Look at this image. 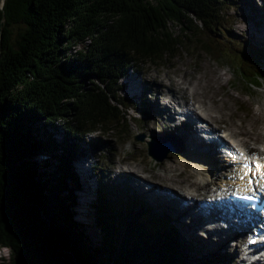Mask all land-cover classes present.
Listing matches in <instances>:
<instances>
[{"label":"trees","instance_id":"trees-1","mask_svg":"<svg viewBox=\"0 0 264 264\" xmlns=\"http://www.w3.org/2000/svg\"><path fill=\"white\" fill-rule=\"evenodd\" d=\"M230 1L3 0L0 246L10 264H58L60 255L70 264H185L169 221L143 209L131 216L133 195L117 207L98 196L88 201L105 233L95 246L76 216L73 162L86 135L127 122L131 104L116 85L123 69L190 45L217 57L216 42H243L228 35ZM77 44L84 48L72 53ZM245 49L239 73L258 85L262 66Z\"/></svg>","mask_w":264,"mask_h":264},{"label":"rangeland","instance_id":"rangeland-1","mask_svg":"<svg viewBox=\"0 0 264 264\" xmlns=\"http://www.w3.org/2000/svg\"><path fill=\"white\" fill-rule=\"evenodd\" d=\"M253 1L258 6H262V0ZM2 3L3 0H0V5H2ZM254 8L255 7L250 0H231L229 2V6L226 8V15L229 16L226 19L227 29L229 30L228 35H240L241 30L238 27L241 25V23H243V21L248 27H250V29L253 28L254 22L259 19L260 14V10L255 11ZM250 16L252 17V20L250 19ZM168 27L173 32H180L178 23L170 22ZM14 30L16 31V27ZM219 35L220 32H218V36ZM222 36L227 35L224 32L220 35V37ZM242 39V43H238V41H235V43L232 41L229 43L216 42L215 48L217 47V49L220 51L219 56L217 57H213V55L204 51L197 50L195 45H190L189 51H181L178 55H175L171 58L169 57L164 61L160 60L153 64L145 63L137 66L126 67L121 71V75L119 74V79L116 85L119 96L127 98L128 102L131 104L129 105L128 109L124 108L125 113H127V122H124L119 127L117 125L116 128L111 131L106 132L102 129L101 131H95L86 135V137H84L85 142L81 143L76 150L77 159L75 162H73L74 169L80 178V189L75 193L78 202L75 208L76 216L84 224L86 232H89L92 238L91 240L95 246L99 245V238L105 235V233L94 226V220L92 218L93 210L91 209L93 207L87 203L88 201H93L97 196L101 197L103 200L108 199L113 203L112 205L117 207L123 206V204L127 202L129 195H133L135 196V200L132 202L138 203L132 205L133 209H131V216L141 209L145 211L147 210L151 214L157 215L158 217L160 216L166 221H169L170 223L168 227L174 230L175 236H177V224L164 216L165 214L160 215L158 212L149 209L147 207V202L144 201L143 194H140L138 191L131 188L132 185L126 183V181L130 183L133 182L130 180V177L122 179L118 178V176L115 174V172L118 173V171L121 169V166L125 167L126 164L132 165V163L135 164V162L138 161L140 164H138V166H141L142 170L144 169L143 171H140V174L147 175L149 177V175L152 174V171L153 173H155L154 171L160 173L163 172L161 164H165L168 159H171V157L173 159L176 158V160L183 158L184 153H182L180 150L177 151V149L170 146L169 142H167V144L164 143V146H169L170 151L162 161H159L148 155L147 141L153 139L151 134H154V136L158 137L173 134L172 131L169 130L163 132L166 129L164 125H168V112L163 111L159 115L157 113H153L155 109L153 108L151 102L156 96L157 88H159L157 84L155 85V78H159L158 80H162L166 85L169 83L170 79L174 78L175 80H173L175 82L176 80L179 81L180 78L183 79V76H185L189 82L192 80V84L195 75L205 74L206 76L204 77L205 80L203 87L199 88V91L197 90L196 94L190 97H182L180 94V102H182V104H188V102L194 103L197 101L202 104L204 102H208L206 99H208L210 103L212 99H220L223 97V99L229 101L228 108L230 109L226 111L227 119H224L223 122H218L224 125L227 123L230 124L236 119L235 123L238 124L241 123L242 120L243 124H245V126L249 129H253V127L257 128L258 134H254V136H257L256 138L259 141H262V138L259 135V130H264V114L260 113L261 111L259 110V106L260 103H264V47L263 45L261 47L260 42L258 41L250 40L244 36ZM83 48V44L73 45L71 52L75 53L77 49L79 50ZM243 48H246V52L249 51L252 54H256L259 64L262 66L263 73L258 85H250L247 79H245L239 73L240 69L238 61L240 60L242 54L241 49ZM129 74L137 75L139 80H142V77L145 78V80L148 79L149 83L154 85V90L151 95L149 96V94H147L148 97L146 95L142 98L138 97V90L141 87L138 89L133 88V86L130 84L131 77H126ZM176 77L178 79H176ZM177 81L175 82L176 85L178 84ZM167 89L168 88L166 87L165 90L167 91ZM166 91L164 92L163 100H165V95L167 94ZM209 95L210 97H208ZM230 110L243 119L236 117H234V119L233 117L230 118ZM179 111L181 110L176 109L173 111V114L175 117H177V120L181 116V114L178 113ZM147 117H149L150 121L149 126L146 125L148 120ZM164 121L167 122L164 123ZM55 135L58 138H62V136H64L63 129L60 128L58 132H55ZM141 135H144L145 138L140 139L139 137ZM242 137L244 139V136ZM250 145L252 147H257L261 144L256 140H252ZM252 152L255 151L252 150L251 153ZM189 170H191V168H189ZM215 174L218 175L219 171L215 170ZM116 176L117 178H114ZM154 177L155 175H152V178L149 180L154 181ZM116 179L120 181H116ZM161 180L165 184L170 183L165 179ZM221 180L222 178L218 180V182L221 183ZM145 183L147 182L144 181L143 185ZM89 188H91V194L89 193V195H87L86 193ZM78 193L81 194V196ZM182 199L178 201V206H181L183 202L185 205L188 203ZM185 200L187 199L185 198ZM177 215L180 216L181 211L177 210ZM211 226L212 225L210 224L207 227ZM206 234L207 233L205 230H200L201 237H206ZM215 235L217 234L215 233ZM246 238L247 237L244 236L243 239L246 240ZM234 241L235 239L231 241V244L234 243ZM217 242L219 247L216 252L207 256L203 255L204 251L202 248H196L194 245L188 246V248L185 250L184 247V249H182L181 244V246L179 245V250L184 258L185 264H236V262L239 261L238 255H241L237 247L235 253L231 257L230 255L232 254L227 253V248L222 245V242L220 240ZM67 259L68 258H66L65 255H60L58 264H70ZM10 262L8 250L2 249L0 246V264H10ZM239 262H241V260Z\"/></svg>","mask_w":264,"mask_h":264},{"label":"bare ground","instance_id":"bare-ground-1","mask_svg":"<svg viewBox=\"0 0 264 264\" xmlns=\"http://www.w3.org/2000/svg\"><path fill=\"white\" fill-rule=\"evenodd\" d=\"M250 1L256 8H254L255 11L260 10L259 19L254 22V26L251 29L243 21L238 27L241 30V34H236V36L238 39L244 36L250 40L258 41L260 42V46L262 47L263 45L264 47V0H262V6H258L253 0ZM250 19L252 20L251 16ZM235 40L237 41V38ZM205 76V74L195 75L194 79L192 77V84V80L189 82L183 76V79L176 80L177 85L175 83L176 81L174 82V78V80L170 79L166 85L162 80H158L159 78H155V85L157 84L159 88H157L156 96L151 102L155 109L153 113L159 115L163 111L168 112L169 116H167V120L169 126L165 124L164 127L166 129L163 132L169 130L173 133L171 135L161 136L160 138L163 142H169L170 146L184 153L183 158L176 160V158L173 159L171 157L165 164H161L163 172L154 171L155 173H153L152 171L149 177L140 174V171L144 169L142 170L141 166H138V161L135 164L132 163V165L126 164L125 167L121 166V169L118 173L115 172V174L118 178L122 179L130 177V180L133 181L131 182L132 184L128 181L126 183L132 185L131 188L140 194H143L144 201L147 202V207L158 212L160 215L165 214L164 216L177 224V240L180 243L179 245L182 244V249L185 248L186 250L188 246L194 245L196 248H202L204 251H202L203 255L207 256L216 252L219 247L217 241L220 240L222 245L227 248V253L232 254L230 255L231 257L235 253L236 247L240 251L241 255H238V258L241 262L238 261L236 264H264L263 253L256 252L257 256H254L248 262L246 260L249 256L244 257L242 255L243 245L249 241L251 238L249 236L253 235L250 225H236L237 230L233 231L228 230L225 224L218 223L220 221L219 218H225L219 216H224L229 213V210L224 211L228 207L230 208L227 195L234 189L245 190L243 177H246L250 168L244 167L243 163L247 162L252 165L257 163L262 165L261 162L264 158V130H259V135L262 138V141H259L256 138L257 136H254V134H258L257 128L253 127V129H249L243 124L242 120L238 124L235 123L236 119L234 121L230 120L232 121L230 124H220L218 121L223 122L224 119H227L226 111L230 109L228 108L229 101L223 99V97L220 99H212L210 103L206 99L208 102L202 104L197 101L182 104L179 100L180 94L182 97L195 95L196 91H199V88L203 87ZM126 77H131L130 84L133 88L138 89L141 87L138 90V97L142 98L145 95L147 96V94L150 96L153 92L154 85L150 84L148 79L145 80L141 76L143 81L139 80V77L135 74H129ZM176 79L178 78L176 77ZM166 87L168 88L167 91L165 90ZM165 91L167 94L165 95V100H163ZM176 109L181 110L178 112L181 114L179 120L173 114V111ZM259 110L261 111L260 113L264 114V103H260ZM229 116L230 118L233 117V119L234 117L241 118L232 110H230ZM147 119L146 125L149 126V117ZM198 121L204 122V126L206 127L200 128L201 125ZM205 133H209L208 135L212 134L213 138L210 140L204 139L203 135ZM151 136H154V134H151ZM242 136H244V139ZM249 140H256L261 144L260 147L259 145L252 147L250 145L251 141ZM223 142L230 145L231 148H235L238 156L232 158L226 156L218 147ZM206 145L208 149H201V146L206 147ZM252 150L262 155V157L254 156L256 153H251ZM241 152L243 156L240 155ZM215 170L219 171L218 175L215 174ZM184 171L187 172L185 173ZM260 171L254 165L251 167L250 172L252 175H258L259 180L257 182L259 185H264V178H260L262 175ZM152 175H155L154 181L149 180L152 178ZM117 176L114 178H117ZM160 178L169 181L171 184L163 183ZM219 178H222L221 183L218 182L220 180ZM116 181L120 180L116 179ZM144 181L147 183L143 185ZM89 193L91 194V188H89L86 194L89 195ZM79 195L81 196V194ZM181 199L188 203L185 205L183 202L181 206H178L177 203ZM233 203L235 205L236 202ZM177 210L181 211L180 216L177 215ZM213 222L215 224L207 227L208 224ZM200 230L206 231V237H201ZM242 236L243 238L244 236L247 237L246 240ZM234 239V243L231 244V241ZM258 249H264V245L259 246ZM251 251L255 252V250Z\"/></svg>","mask_w":264,"mask_h":264},{"label":"water","instance_id":"water-1","mask_svg":"<svg viewBox=\"0 0 264 264\" xmlns=\"http://www.w3.org/2000/svg\"><path fill=\"white\" fill-rule=\"evenodd\" d=\"M139 138L144 139L145 136L141 135ZM158 139H160V140H158ZM161 141H163V140L158 136H153V139H151L150 141H147L148 155H150L151 157H153L159 161H162L167 156L168 152L170 151L169 146H164L165 142H161ZM165 144H167V143H165ZM174 151H175V149H174Z\"/></svg>","mask_w":264,"mask_h":264},{"label":"snow or ice","instance_id":"snow-or-ice-1","mask_svg":"<svg viewBox=\"0 0 264 264\" xmlns=\"http://www.w3.org/2000/svg\"><path fill=\"white\" fill-rule=\"evenodd\" d=\"M240 155L243 156V153L241 152ZM245 167H247V165H245ZM256 167L261 168V167H264V165L257 164Z\"/></svg>","mask_w":264,"mask_h":264}]
</instances>
